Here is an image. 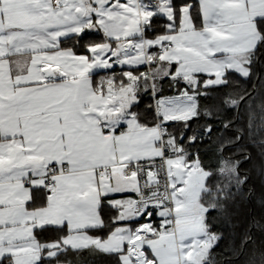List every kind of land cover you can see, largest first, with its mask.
<instances>
[{
	"label": "snow or ice",
	"instance_id": "obj_1",
	"mask_svg": "<svg viewBox=\"0 0 264 264\" xmlns=\"http://www.w3.org/2000/svg\"><path fill=\"white\" fill-rule=\"evenodd\" d=\"M262 62L264 0H0V264H264Z\"/></svg>",
	"mask_w": 264,
	"mask_h": 264
},
{
	"label": "trees",
	"instance_id": "obj_2",
	"mask_svg": "<svg viewBox=\"0 0 264 264\" xmlns=\"http://www.w3.org/2000/svg\"><path fill=\"white\" fill-rule=\"evenodd\" d=\"M93 39H99V36L96 34H90L88 36L85 37V40H93ZM262 64H264V62H262ZM260 71L264 72V68L259 69ZM116 71L119 72L120 69L117 67ZM166 94H171V93H166ZM150 103V100L148 98H144L143 103L140 105V108L143 109L144 106L146 104ZM199 123H203V121H200ZM197 125L193 124V128H196ZM217 131H219V129H217ZM191 133H189L190 135ZM248 150L250 152H252L253 154H255V149L252 148L251 146H248ZM211 156V153H207L205 155V159L208 160V158ZM211 162V161H209ZM243 168L245 170H247L249 172L250 175V180H249V186L250 187H255L256 189H260V187L262 186V181L261 178L256 174V172L253 170L252 168V162H246L243 165ZM239 213H240V219L242 220H248L251 217L255 216L257 219H260L262 217V215H264V213H262L261 209L255 204V202H250V203H244L241 204L240 208L238 209ZM262 222H264V220H262ZM225 231H227L225 229ZM257 237L260 236L259 233H256ZM227 241H222L220 244V247L216 249L217 252H220L222 249H224L225 245H226ZM88 264H107V258L99 255V256H95L92 257L90 259H88Z\"/></svg>",
	"mask_w": 264,
	"mask_h": 264
},
{
	"label": "crops",
	"instance_id": "obj_3",
	"mask_svg": "<svg viewBox=\"0 0 264 264\" xmlns=\"http://www.w3.org/2000/svg\"><path fill=\"white\" fill-rule=\"evenodd\" d=\"M118 68H119V67H118ZM74 255H75V254H73V253H69V258H72ZM83 255H84L85 257H87V259L92 258V257H89L87 253H83ZM97 256H99V255H97Z\"/></svg>",
	"mask_w": 264,
	"mask_h": 264
},
{
	"label": "built area",
	"instance_id": "obj_4",
	"mask_svg": "<svg viewBox=\"0 0 264 264\" xmlns=\"http://www.w3.org/2000/svg\"><path fill=\"white\" fill-rule=\"evenodd\" d=\"M141 222H143V221H141ZM155 223L159 224V218H155Z\"/></svg>",
	"mask_w": 264,
	"mask_h": 264
}]
</instances>
